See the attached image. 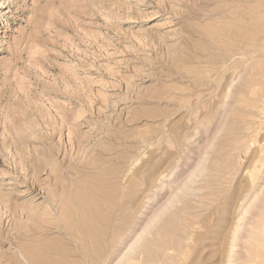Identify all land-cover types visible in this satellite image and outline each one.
<instances>
[{
  "label": "rangeland",
  "instance_id": "1",
  "mask_svg": "<svg viewBox=\"0 0 264 264\" xmlns=\"http://www.w3.org/2000/svg\"><path fill=\"white\" fill-rule=\"evenodd\" d=\"M0 264H264V0H0Z\"/></svg>",
  "mask_w": 264,
  "mask_h": 264
},
{
  "label": "bare ground",
  "instance_id": "2",
  "mask_svg": "<svg viewBox=\"0 0 264 264\" xmlns=\"http://www.w3.org/2000/svg\"><path fill=\"white\" fill-rule=\"evenodd\" d=\"M243 111V110H242ZM246 117V116H245ZM263 227V226H262Z\"/></svg>",
  "mask_w": 264,
  "mask_h": 264
}]
</instances>
